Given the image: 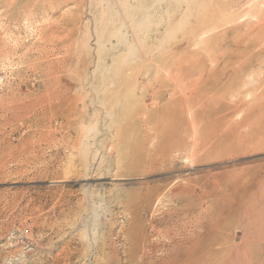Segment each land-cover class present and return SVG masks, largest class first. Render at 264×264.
<instances>
[{
    "label": "rangeland",
    "instance_id": "rangeland-1",
    "mask_svg": "<svg viewBox=\"0 0 264 264\" xmlns=\"http://www.w3.org/2000/svg\"><path fill=\"white\" fill-rule=\"evenodd\" d=\"M197 233L264 264V0H0V264H175Z\"/></svg>",
    "mask_w": 264,
    "mask_h": 264
},
{
    "label": "bare ground",
    "instance_id": "bare-ground-1",
    "mask_svg": "<svg viewBox=\"0 0 264 264\" xmlns=\"http://www.w3.org/2000/svg\"><path fill=\"white\" fill-rule=\"evenodd\" d=\"M167 156V155H166ZM162 157V156H161ZM164 158H165V156H164ZM162 160H163V158H162ZM161 161V160H160ZM183 193V192H182ZM186 193H187V191H186ZM189 193V192H188ZM193 194V193H192ZM208 194V193H207ZM181 195H183V194H181ZM185 195V194H184ZM185 197H186V195H185ZM179 198V197H178ZM181 198H182V196H181ZM196 198H198V197H196ZM184 199V198H183ZM202 199H203V197H202ZM177 201H179V202H182V203H185V201H183L182 199H178ZM178 203V202H177ZM181 203V204H182ZM188 205V204H187ZM185 207H182V209H181V213H186V211H188L186 208L184 209ZM205 213V212H204ZM182 215V214H181ZM185 216V215H184ZM207 217V216H206ZM201 219H202V217H201ZM204 219V218H203ZM198 220V219H197ZM195 222V220H193V223ZM199 222V221H198ZM192 223V222H191ZM199 224V223H198ZM204 224H206V223H204ZM194 225V224H193ZM197 226V225H196ZM202 227V229L204 230V234L205 235H209L210 233H211V228L210 227H208L207 225L206 226H201ZM193 230V229H192ZM196 231V230H195ZM192 233L194 232V231H191ZM196 232H198V231H196ZM201 232V231H200ZM163 234V233H162ZM191 234V233H190ZM197 234H199V233H197ZM166 235V234H165ZM200 235V234H199ZM203 235V234H202ZM202 235H200V236H198V235H196L197 237H195V238H192L193 240L191 241V242H188V244L186 243V244H184V243H179V244H176L174 247H173V249H174V256H171L172 258L170 259V263H173V262H175V264H193V263H196V264H198L197 262H198V260H200L202 257H206V263H208V264H210V259H211V255H212V253H211V251H210V249H208V248H205V249H202V247H203V245H202V240H203V237H202ZM191 236H193V235H191ZM184 238H186L185 237V235L183 236ZM189 238L190 237H188V239L187 240H189ZM179 239H180V237H179ZM191 239V238H190ZM180 240H182V239H180ZM178 241V240H177ZM183 241V240H182ZM186 241V240H185ZM190 241V240H189ZM179 242V241H178ZM174 243V242H173ZM176 243V242H175ZM191 243V244H190ZM171 248V247H170ZM169 250V249H168ZM167 250V251H168ZM172 250V249H171ZM169 253V252H168ZM171 254V253H170ZM173 254V253H172ZM169 256V255H168ZM143 257V256H142ZM144 258V257H143ZM146 258V257H145ZM168 258V257H167ZM148 259H149V257H148ZM147 259V260H148ZM167 260V259H166ZM165 260V261H166ZM202 260V259H201ZM203 260H204V258H203ZM144 261V260H143ZM146 261V260H145ZM144 261V262H145ZM148 261H150L151 262V260H148ZM143 262V263H144ZM167 262V261H166ZM168 262V263H169ZM149 263V262H148ZM205 263V264H206ZM153 264V263H152Z\"/></svg>",
    "mask_w": 264,
    "mask_h": 264
}]
</instances>
